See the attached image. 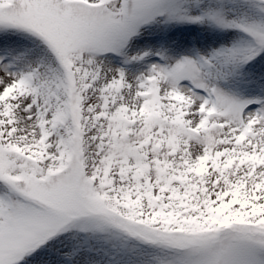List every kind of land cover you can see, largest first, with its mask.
Instances as JSON below:
<instances>
[{
	"label": "snow or ice",
	"instance_id": "snow-or-ice-1",
	"mask_svg": "<svg viewBox=\"0 0 264 264\" xmlns=\"http://www.w3.org/2000/svg\"><path fill=\"white\" fill-rule=\"evenodd\" d=\"M0 264H264V0H0Z\"/></svg>",
	"mask_w": 264,
	"mask_h": 264
}]
</instances>
